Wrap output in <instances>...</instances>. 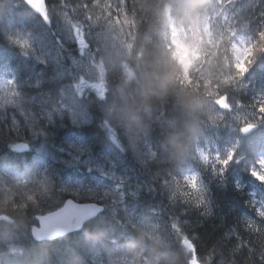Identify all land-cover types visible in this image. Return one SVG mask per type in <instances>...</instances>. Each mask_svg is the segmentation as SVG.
Instances as JSON below:
<instances>
[{"label": "trees", "instance_id": "1", "mask_svg": "<svg viewBox=\"0 0 264 264\" xmlns=\"http://www.w3.org/2000/svg\"><path fill=\"white\" fill-rule=\"evenodd\" d=\"M80 2L94 15L99 10L94 0ZM57 3L63 7V0H52L53 12L58 10ZM166 3L175 5L181 16L198 14L203 24L217 0H158L135 21L140 42L138 36L129 39L132 53L124 67H116L103 77L108 90L119 89L129 96L130 111L141 116L155 155L138 162L125 148L132 173L131 177L124 175L126 187L124 182H111L113 188L117 182L123 185L117 194L99 188L97 183L103 176L98 171L84 170L75 197L99 201L105 209L80 231L53 241L34 240L30 227L38 213L60 206L51 204L48 194L57 193L64 200L71 191L63 185L60 171H51L35 157L31 161L30 151H17L13 145L25 140L36 148L43 147L44 136H55L48 131L56 123L69 121H51L44 115L40 103L54 98L52 86L42 93L14 74L19 107L14 111L0 107V157H4L0 159V210L10 219L0 222V264H188L194 254L205 264H264V37L260 35L264 31V0L229 1L231 27L245 37L241 63L230 39L219 45L215 59L205 57L200 69L189 74L177 72L175 65L180 64L173 50L168 48L164 55L161 44L141 39L152 23L156 36L165 34L167 18L162 9ZM18 15L23 18L24 12L20 10ZM11 17L7 13L4 18ZM225 39L226 35L222 42ZM150 56L158 58L159 64L148 62ZM146 63L175 81L163 100L151 98L150 111H145L146 105L136 91L138 81L124 82L125 74L131 77L133 69L139 77ZM243 64L250 70L241 75L238 69L242 71ZM2 66L6 69L5 60ZM117 93L109 97L115 99ZM224 94L240 108L257 114L255 131L244 134L236 123V111L218 109L214 100ZM95 100L92 91L88 108L93 110V122L82 128L81 139L91 146L99 141L94 153L100 154L109 151L112 143H107L106 130L101 129L103 118ZM110 107L106 111L114 114ZM64 136L66 133L59 141ZM118 142L124 145L121 136ZM174 143L183 146L182 153ZM230 154L232 159L225 164ZM34 163L38 175L25 190L21 177L24 171L34 169ZM122 172L125 174L126 169ZM48 174L51 179L44 182Z\"/></svg>", "mask_w": 264, "mask_h": 264}, {"label": "rangeland", "instance_id": "2", "mask_svg": "<svg viewBox=\"0 0 264 264\" xmlns=\"http://www.w3.org/2000/svg\"><path fill=\"white\" fill-rule=\"evenodd\" d=\"M133 2H135L134 7ZM113 6H114V14L116 15V18L118 19L117 25L127 27L129 28V22L131 20L129 19L128 15L130 14L133 19H136L137 21L140 20V13L142 11L143 14L146 11V8L156 5L158 3V0H113ZM218 3L220 7L217 9V14L222 10V20L217 23L216 25L219 27V25H226L227 27L230 26V23L227 21L226 18V7H227V1L226 0H218ZM12 5H20L15 0H8L7 4L4 2L2 5H0V28L7 32L9 36L14 39L15 41L19 42L21 45L25 46L26 48L29 47L30 41L29 38L26 36L25 33L17 30L14 28L11 22L8 20H5L4 17L7 16V11L10 9ZM60 18V25L58 28V31H60L64 36L66 37H73L74 38V31L80 29V25L73 22L70 18V14L64 10H61L60 3H57ZM2 12L5 13V16L2 15ZM212 19H208V22L206 25L202 28H199V33L197 36H194L192 40L193 47H197L194 59L189 57V54L191 52L192 47L186 43V42H177V46L179 49V53L182 57V65L184 70L188 71L192 66L197 65L203 58V50L207 48L209 42L213 38V29H212V22L215 20L217 15H212ZM130 21H129V20ZM150 39L152 37H156L157 32L153 30V27H151L146 34L141 38L142 42L149 40V35L151 34ZM114 34L116 33L113 30L109 31H100L98 32L97 36L100 39V41L103 43L104 48V56H103V62L94 63L88 56L81 51L80 55H76L75 57L71 58V60L74 62L75 66L80 68L82 71V74L80 77H78L77 81H72L68 84H65L61 88V97L59 99L58 104H54V108L58 111L67 110L73 119V121L77 124H84L89 122L90 120V114L88 110L83 106L82 101L84 97L86 96V93L88 91V88L91 86V82L98 81V88L97 90H100L101 84L99 83V80L97 79L96 74L99 73V71L104 68L105 65H108L109 67H115L117 65L123 64L125 60V56L128 54V46L124 43L118 42V40L114 39ZM229 36H233V32H228ZM26 55H33L37 58L42 59L43 61H46L47 59H53L57 61H61V55L59 51L49 52L47 57L42 56L39 52L33 51L32 53H29L27 51ZM152 56V55H151ZM149 57L148 62H152L153 64H159L158 58L156 57ZM106 67V66H105ZM105 69V68H104ZM59 76L57 75V78ZM13 97L10 94L9 87H8V80L7 79H1L0 80V104L6 105V104H12ZM19 107V105L17 104ZM113 108V107H112ZM111 108V109H112ZM105 110V109H104ZM116 112L114 114L110 112H106L107 121L110 124H114V128L118 130V132L122 133V135L125 136V141L128 149L130 150L129 155H133L136 161L142 162L146 159L153 156V148L151 145H149V142L147 141L146 133L143 132L142 134V125L138 120H133V118L130 116V113L128 109L125 107V105L121 104V106L115 108ZM237 120L242 119V123L246 120H250L251 123L253 121V117L255 118V115L250 112H246L240 109H237ZM30 118H26L28 121ZM112 128V129H114ZM71 150L68 151L72 154L73 157L77 158L83 163L88 164L89 166H92L96 168L98 171L102 173L103 181L99 182L98 185L102 188H107L111 182L121 181L124 182L125 187L127 186L126 178L124 177V174L120 173L117 170L118 164L119 167L125 168L128 170L129 161L124 155V151L122 149L119 150L117 155L114 158H100V157H91L89 155H86L85 150L82 148L80 144L77 143H71ZM201 156L205 159L206 153L202 152ZM264 159V158H263ZM111 180V182H110ZM120 183V182H119ZM117 192L119 187H123L122 184H118L117 182ZM69 189V188H68ZM70 190V189H69ZM71 191V190H70ZM3 200H7V198H3ZM19 246L21 247L20 241H17Z\"/></svg>", "mask_w": 264, "mask_h": 264}, {"label": "clouds", "instance_id": "3", "mask_svg": "<svg viewBox=\"0 0 264 264\" xmlns=\"http://www.w3.org/2000/svg\"><path fill=\"white\" fill-rule=\"evenodd\" d=\"M262 37H264V31L260 33ZM252 55H255L253 53ZM103 62V57H101V63ZM175 64V61H173ZM176 70L178 73H182V69L180 65L176 64ZM249 69V66L247 64L242 65V71H240V74L243 75L246 73ZM182 79V76H181ZM133 80L138 81V87L136 89L138 95L143 99L146 108L145 111H147L150 108L149 101L152 97H157L163 100L168 95L169 89L174 87L175 81L171 79H167L164 75L159 73L156 69V66L151 63H146L143 70L140 72L139 77H137L136 70H132V75L129 77L127 74L124 76V82L125 84H130L133 82ZM103 99V97H101ZM224 99L226 100V94ZM189 103H195V101H187ZM140 117L138 115H133V120H139ZM174 147L180 151L183 152V146L179 143H174ZM232 159V155L230 154L228 157V160L224 161L225 164H227Z\"/></svg>", "mask_w": 264, "mask_h": 264}, {"label": "water", "instance_id": "4", "mask_svg": "<svg viewBox=\"0 0 264 264\" xmlns=\"http://www.w3.org/2000/svg\"><path fill=\"white\" fill-rule=\"evenodd\" d=\"M224 97L216 101L217 105L220 108H226L227 106V98L225 100ZM244 130L245 132H250L252 130V127L247 126ZM83 204L80 203L78 205H75V202L73 203L70 200V202H68V210L65 211L60 209V216H58V222H56V225H53L54 223H52V219L50 218L42 219L41 229H39L40 237H54L55 239L59 235H64L66 232L71 231L72 229L75 230L80 228L82 225V214H80L81 209L85 210L89 216L96 215L101 210H103V206H99L98 203L95 202L85 203V205ZM189 264L202 263L194 256L190 260Z\"/></svg>", "mask_w": 264, "mask_h": 264}, {"label": "bare ground", "instance_id": "5", "mask_svg": "<svg viewBox=\"0 0 264 264\" xmlns=\"http://www.w3.org/2000/svg\"><path fill=\"white\" fill-rule=\"evenodd\" d=\"M22 9H19V11ZM2 15L4 16L5 13L2 12ZM5 19V18H4ZM7 20V19H5ZM3 60L4 59H0V66L3 64ZM4 68V66H2ZM21 69V68H20ZM69 198V197H68ZM60 206L52 211L46 212V213H38L37 215H41V216H48V215H52V214H56L59 210ZM30 231H31V235L32 238L36 241H41V237H40V233H39V226L37 224V221L30 227Z\"/></svg>", "mask_w": 264, "mask_h": 264}, {"label": "snow or ice", "instance_id": "6", "mask_svg": "<svg viewBox=\"0 0 264 264\" xmlns=\"http://www.w3.org/2000/svg\"><path fill=\"white\" fill-rule=\"evenodd\" d=\"M262 110H264V109H262Z\"/></svg>", "mask_w": 264, "mask_h": 264}]
</instances>
